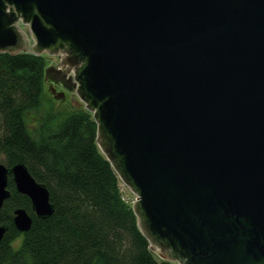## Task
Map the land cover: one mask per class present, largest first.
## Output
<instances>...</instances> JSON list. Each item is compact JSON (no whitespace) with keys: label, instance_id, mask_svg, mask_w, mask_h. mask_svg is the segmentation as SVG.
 I'll list each match as a JSON object with an SVG mask.
<instances>
[{"label":"water","instance_id":"95a60500","mask_svg":"<svg viewBox=\"0 0 264 264\" xmlns=\"http://www.w3.org/2000/svg\"><path fill=\"white\" fill-rule=\"evenodd\" d=\"M0 52L60 56L45 80L94 114L160 258L264 264V0H0ZM10 176L38 218L54 213L26 164L1 162L0 212Z\"/></svg>","mask_w":264,"mask_h":264},{"label":"trees","instance_id":"16d2710c","mask_svg":"<svg viewBox=\"0 0 264 264\" xmlns=\"http://www.w3.org/2000/svg\"><path fill=\"white\" fill-rule=\"evenodd\" d=\"M48 66L44 54L0 52V153L10 168L26 164L54 205L50 217L38 218L10 176L0 264H175L151 249L123 199L120 176L97 142L94 114L86 107L42 113ZM19 207L33 217L25 233L13 222Z\"/></svg>","mask_w":264,"mask_h":264},{"label":"rangeland","instance_id":"374dc122","mask_svg":"<svg viewBox=\"0 0 264 264\" xmlns=\"http://www.w3.org/2000/svg\"><path fill=\"white\" fill-rule=\"evenodd\" d=\"M20 26L23 29L24 32L28 34L29 38V44H35L36 39L33 38V32L31 31V28L29 24H24L20 22ZM44 55H46V58L48 60L49 66L53 63H59L60 62V56L51 54L49 52H44ZM42 54V55H43ZM56 88V92L60 93L63 92L61 88L54 86ZM50 89V83L46 82L45 84V100L42 107V113L46 112L47 110L54 111L55 113H63L68 112L74 108H82L85 107V103L80 101L79 97L77 95H72L70 93H67V91H64L65 99H56L54 93H51ZM0 162L6 165V158L4 154L0 153ZM121 179V178H120ZM121 186H122V193H123V199L131 204L133 206V201L137 198V196L133 193V191L127 186L123 180L121 179ZM136 201V200H135ZM21 238H19L15 243L14 246L18 247L21 243ZM156 253V252H155ZM157 256H159L156 253ZM160 257V256H159ZM178 264V263H175Z\"/></svg>","mask_w":264,"mask_h":264},{"label":"flooded vegetation","instance_id":"af4514ba","mask_svg":"<svg viewBox=\"0 0 264 264\" xmlns=\"http://www.w3.org/2000/svg\"><path fill=\"white\" fill-rule=\"evenodd\" d=\"M56 64H59V63H56ZM74 75V74H73ZM47 82H49L50 83V85H51V89H53V91L54 92H56V88H54V86H56V87H59V88H61L62 89V91L64 92V91H67V93H70V94H72V95H77L75 92H70V91H68L61 83H55V82H53V81H47ZM64 98H65V96H64Z\"/></svg>","mask_w":264,"mask_h":264},{"label":"built area","instance_id":"2783aa9c","mask_svg":"<svg viewBox=\"0 0 264 264\" xmlns=\"http://www.w3.org/2000/svg\"><path fill=\"white\" fill-rule=\"evenodd\" d=\"M136 199H137V198H136ZM136 199H135V200H136ZM135 200L133 201V203L135 202Z\"/></svg>","mask_w":264,"mask_h":264}]
</instances>
